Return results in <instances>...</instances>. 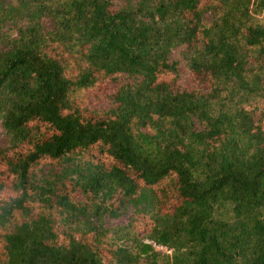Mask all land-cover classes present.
Masks as SVG:
<instances>
[{
  "label": "trees",
  "instance_id": "16d2710c",
  "mask_svg": "<svg viewBox=\"0 0 264 264\" xmlns=\"http://www.w3.org/2000/svg\"><path fill=\"white\" fill-rule=\"evenodd\" d=\"M60 1L0 46V264H135L100 217L143 189L189 264H264V0Z\"/></svg>",
  "mask_w": 264,
  "mask_h": 264
},
{
  "label": "rangeland",
  "instance_id": "374dc122",
  "mask_svg": "<svg viewBox=\"0 0 264 264\" xmlns=\"http://www.w3.org/2000/svg\"><path fill=\"white\" fill-rule=\"evenodd\" d=\"M3 3L0 0V46L6 48L10 41L18 39V29L35 25L37 29L44 32L53 26V20L44 8L46 6H57L60 0H26V2L14 0L15 2ZM143 0H114L115 5L125 9L134 8L138 2ZM1 7L3 9H1ZM208 14L206 18H208ZM254 24L264 25V17L261 15L252 17ZM171 57L176 56L184 63L185 56L178 49H172ZM184 58V60H183ZM7 143V136L1 124L0 118V149ZM188 144L195 145L192 141ZM197 149L202 147L196 146ZM90 175L87 168H74L65 162L59 167L44 165L37 174L38 182L46 183L60 179H70L83 184ZM231 204H218L211 213L213 219L231 222L235 217L231 211ZM154 198L149 190L143 189L140 194L127 203L124 209L113 213L103 212L100 224L109 232L113 242L129 262L135 264H189L190 259L184 255L187 246L182 245L180 239H172L164 243L159 238H153L148 228L141 221V216L159 218L160 222L172 226L175 219L167 216L158 217ZM181 221V220H180ZM182 222V221H181ZM239 262V260H237Z\"/></svg>",
  "mask_w": 264,
  "mask_h": 264
}]
</instances>
